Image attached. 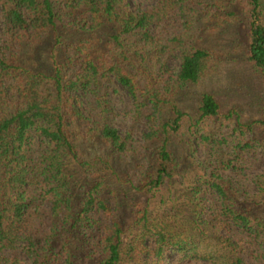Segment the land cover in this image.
<instances>
[{
	"label": "rangeland",
	"instance_id": "374dc122",
	"mask_svg": "<svg viewBox=\"0 0 264 264\" xmlns=\"http://www.w3.org/2000/svg\"><path fill=\"white\" fill-rule=\"evenodd\" d=\"M158 1L129 0L135 8H151ZM188 2L193 9L187 8L185 12L171 9L153 28L161 44L171 46L160 54L156 45L146 46L138 35H120L121 26L114 22L105 20L93 28L83 7H69L65 0H55L58 11L55 25L28 29L9 27L11 23L8 25L0 4V38L7 56L36 70L54 72L61 63L71 76L80 68L81 56L89 53L99 61L121 60L138 73L145 88L136 99L110 74L103 79L100 89L102 103L92 94L83 98L86 117L77 118L74 128L82 157L98 158V163L86 166L72 156L64 158V188L74 196L75 208H81L90 186L104 178L101 193L116 207L113 215L126 223L125 241L129 242L140 229L138 212L148 205L154 214L173 211L181 215L191 233H196L211 248L221 234H234L240 241L243 264H264L260 245L264 235L257 238L225 221L220 197L211 186L214 175L219 176L234 192L238 205L264 217V128L255 125L244 132L238 129L239 121L264 117V69L249 58V24L239 3ZM116 34L120 35L119 42ZM83 44L85 49L81 47ZM194 44L213 49L216 60L200 80L178 85L181 56L177 53ZM147 86L160 90L163 98L161 111L153 118L152 102L143 103L148 100ZM204 92H212L219 99L220 114L201 118L199 106ZM174 105L190 113L184 129L168 135L179 161L177 173L156 195L145 193L137 186L143 172L155 160L157 145L167 136L164 130L152 136L148 133L153 125L158 129L173 117ZM232 109L235 111L228 115ZM106 121L131 133L125 151H117L100 133V126ZM47 146L45 138L34 132L30 155L42 168L48 165L41 163ZM202 215L204 223L197 221ZM111 217L100 210L96 212L99 221L95 226L86 223L73 227L54 218L49 202L34 199L23 223L42 244L52 232V245L61 248L68 240L74 252L73 264H101L104 255L101 238L104 227L112 223ZM232 249L238 251V247L222 248L225 253H231ZM14 252L26 256L22 248ZM166 255L165 264H214L211 259L197 255L185 256L176 248L168 249Z\"/></svg>",
	"mask_w": 264,
	"mask_h": 264
},
{
	"label": "trees",
	"instance_id": "16d2710c",
	"mask_svg": "<svg viewBox=\"0 0 264 264\" xmlns=\"http://www.w3.org/2000/svg\"><path fill=\"white\" fill-rule=\"evenodd\" d=\"M65 2L69 7H83L93 28L102 25L105 20L114 22L121 26L120 35H138L146 46L156 45L158 54L165 51L166 47L171 49L170 44H161L153 32L159 20L174 8L182 12L187 8L193 9L188 0H159L151 8H135L129 0ZM233 2L239 3L249 24V58L257 67L264 69V0ZM0 4L11 28L28 29L29 26L47 27L56 24L58 11L55 0H0ZM233 13L238 14V11ZM120 35H115L118 42L121 40ZM81 47L86 48L85 44ZM177 55L181 56L176 78L178 85L200 80L216 60L213 49L196 44L182 47ZM81 58L80 68L71 76L61 63L57 64L54 72L36 70L7 56L0 38V264H73L74 252L68 240L58 248L50 242V237L54 235L52 232L42 244L24 226L25 214L34 199L49 202L54 218L71 223L73 227L85 226L86 223L95 226L99 221L96 212L100 210L108 216L112 215V223L104 227L105 232L101 238L104 252L101 264H165L170 248L178 249L185 256L197 255L211 259L214 264H243L244 258L239 253L240 241L234 234H221L214 243L215 247L211 248L196 233H191L187 223L181 220V215L173 211L163 215L154 214L148 205L138 212L136 220L140 229L130 237L129 242L125 241L127 225L120 217L113 215L116 207H112L108 198L101 193L104 178L90 186L81 208L74 207V196L64 188V158L72 156L86 166L98 163V158L91 160L82 157L76 136L78 132L74 128L77 118L86 117L82 107L85 102L83 98L92 94L102 103L100 89L103 79L110 74L136 99L145 89L138 73L129 69L121 60L99 61L90 53ZM146 89L148 100L143 103L146 105L152 102L153 111L150 116L153 118L161 111L163 98L160 90L151 86ZM173 108V117L158 129L153 125L152 131L148 133L152 136L164 130L167 134L157 145L155 160L143 172L137 186L152 195H156L166 183L173 180L179 166L168 135L181 132L190 113L177 105ZM221 108L222 104L214 93L204 92L199 106L201 118L218 115ZM234 111L232 109L228 115ZM255 125L264 128V117L250 122L239 121L238 129L244 132ZM100 129V133L117 151L128 148L130 132H123L108 121ZM34 132L39 133L48 143L41 157V163H48L45 168L34 163L30 155ZM218 177L214 175L211 186L220 197L221 214L225 221L257 238L264 235V217L248 207L238 205L228 183L220 181ZM204 219L202 215L197 221L204 223ZM260 245L264 263V239ZM230 247H238V251L232 249L231 253H225L222 250ZM18 248H22L26 256L15 253L14 250Z\"/></svg>",
	"mask_w": 264,
	"mask_h": 264
}]
</instances>
